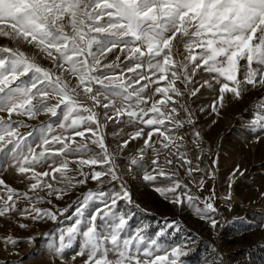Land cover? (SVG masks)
I'll use <instances>...</instances> for the list:
<instances>
[{
    "label": "snow or ice",
    "instance_id": "1",
    "mask_svg": "<svg viewBox=\"0 0 264 264\" xmlns=\"http://www.w3.org/2000/svg\"><path fill=\"white\" fill-rule=\"evenodd\" d=\"M0 38L15 45L0 46V218L55 221L68 209L38 205L91 180L98 189L77 198L74 223L50 249L59 264L77 257H85L83 264H183L191 241L161 240L181 232L175 220L152 234L148 225H132L140 206L125 176L154 185L162 179L157 193L217 227V202L234 199L233 184L245 171L232 169L222 197L215 187L203 198L192 192L190 184L204 190L206 181L215 183L218 160L201 167L203 136L186 101L212 90L217 95L208 107L219 115L227 94L239 100L264 92V0H0ZM256 107L264 110V95ZM41 114L50 120L21 131ZM125 117L135 130L116 151L142 144L122 170L102 130ZM252 128L264 133V113ZM78 238L81 249L68 262L66 250ZM18 242L3 237L5 246Z\"/></svg>",
    "mask_w": 264,
    "mask_h": 264
},
{
    "label": "rangeland",
    "instance_id": "2",
    "mask_svg": "<svg viewBox=\"0 0 264 264\" xmlns=\"http://www.w3.org/2000/svg\"><path fill=\"white\" fill-rule=\"evenodd\" d=\"M3 45L15 47L11 41L0 38V46ZM40 62L46 67L50 66L46 60ZM216 95L212 90L201 89L197 97H189L186 102L194 113L197 130H200L203 136L204 162L201 167H206L212 159L218 160L215 183L206 181L204 190L190 184L192 192L203 198L215 187L222 197L227 190L226 181L232 169L239 166L245 171L244 176H238L233 184L231 191L234 199L230 203H226L222 198L217 202V227L211 228L192 208L173 204L157 193L155 186L166 183L162 179L154 185L141 178L125 176L133 202L140 206L139 210L133 208L136 214L131 223L133 226L148 225L147 231L152 234L159 231L165 221L175 220L180 225L181 232L162 237L161 240L165 246L182 240L191 241L188 244V254L182 257L183 264H219L221 260L223 264H264V196L260 195L264 192V139H258V136H264V133L252 128V121L257 118V114L264 113V110L256 107L264 92L252 90L239 100L227 94L224 106L219 109V115L212 113L208 107ZM201 108L205 111L201 112ZM49 120L48 115L41 114L35 120H26L30 127L21 131H31L32 127ZM52 121L54 123L55 118H52ZM134 130V127L127 123V117L119 124L104 122L102 131L109 151H116L120 140ZM181 131L189 140L191 156V131L188 126ZM141 144L142 141H133L130 144L131 151H116L120 169L127 168L126 161ZM92 147L99 152L96 146ZM181 174L184 175L182 169ZM2 175L10 186L21 192L26 190L25 183L20 179L10 174ZM184 179L187 182L186 176ZM108 186L109 182L106 180L105 187ZM98 187L96 182L89 180L87 184L69 192L63 199H53L50 205H38L53 210L68 209L63 215H58L55 221H31L21 217L0 218V264H59L50 249L59 244L61 230L74 223L77 198L89 190L96 191ZM24 203L21 201L22 206ZM121 207H125L123 202ZM20 223L28 226L20 228ZM8 235L19 242L5 246L3 237ZM81 243L78 238L73 242L72 248L66 250V261L71 262V256L80 251ZM84 259L85 257H77L75 264H83Z\"/></svg>",
    "mask_w": 264,
    "mask_h": 264
}]
</instances>
